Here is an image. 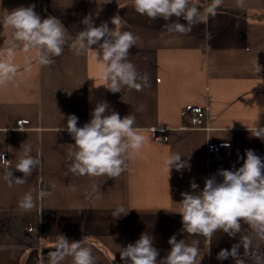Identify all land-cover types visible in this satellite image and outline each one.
<instances>
[{
	"label": "crops",
	"instance_id": "obj_1",
	"mask_svg": "<svg viewBox=\"0 0 264 264\" xmlns=\"http://www.w3.org/2000/svg\"><path fill=\"white\" fill-rule=\"evenodd\" d=\"M189 2L201 14L191 31L181 34L164 28L178 18L150 20L135 11L133 0H0V21L17 8L34 5L42 20L56 17L73 39L84 30L86 17L95 27L107 23L110 30L131 32L136 43L128 60L148 76L141 91L124 87L112 93L100 85L90 56L75 54L72 40L62 55L52 57L50 66H40L34 53L17 49L13 61L17 74L0 86V154L7 159L6 165L0 164V264H49L48 253L60 234L89 247L96 264H124L118 247L134 243L142 233L153 237L157 264L170 251L173 235L177 241L199 240L201 253L207 251L205 237L183 231L178 203L181 193L193 191L191 182L198 185V192L206 178L215 175L222 180L218 170L241 167L246 150L264 162V140L249 131L256 118V126L264 127V0H245L243 7L237 0H223L214 15L204 12L212 0ZM114 17L121 21L117 26L111 23ZM178 22L184 23L182 18ZM9 35L0 23V48ZM100 102L108 105L105 115L112 111L121 118L133 115L134 127L147 138L118 177L70 171L68 153L74 150V141L66 131L67 117H78L81 127ZM192 108L203 112L200 126L194 123ZM217 143H229L231 157L208 161L207 146ZM26 146L32 156L40 150L41 163L26 183L9 186L3 177L12 169L13 177L22 178L15 165ZM169 152L180 153L188 167L172 168L167 177L162 162ZM37 189L50 195L31 211L19 208L18 201L30 191L35 198ZM119 206L128 211L114 218ZM241 223V234L248 233V225ZM238 239L239 234L230 238L217 231L201 264H235L216 256ZM257 243L264 254V242L254 240L252 251H257ZM244 259L245 264H254L250 257ZM62 264H72L71 258Z\"/></svg>",
	"mask_w": 264,
	"mask_h": 264
},
{
	"label": "clouds",
	"instance_id": "obj_2",
	"mask_svg": "<svg viewBox=\"0 0 264 264\" xmlns=\"http://www.w3.org/2000/svg\"><path fill=\"white\" fill-rule=\"evenodd\" d=\"M222 3L223 0H212L204 12L214 15ZM244 3L245 0H237L238 7H243ZM34 7L30 5L17 8L0 21L10 33L6 45L0 48V86L14 79L17 74L18 66L13 62L17 49L22 47L24 53H34L40 66H50L53 63L52 57L62 55L68 40H72L71 48L76 55L87 54L95 62L98 79L102 81L100 85H104L110 92H121L124 87L141 91L148 85L147 74L138 73L135 65L128 60L129 49L136 43V37L131 32L110 30L107 23L95 27L86 17L82 21L84 30L73 39L59 19L48 16L42 20ZM133 7L138 14L153 21L157 18L165 21L173 17L182 18L184 23L177 19L164 25L169 32L181 34L190 32L191 26L201 14L196 4L190 6L189 0H133ZM111 23L117 26L121 21L114 17ZM28 70H31L30 63ZM107 110V103H98L91 112L90 121L81 127L77 126L78 117H67L66 131L74 141V150L68 153L72 158V173L79 176L118 177L125 171L130 155L139 154L142 150L147 138L134 127L135 117L129 114L121 118L115 111L105 115ZM256 120L249 131L252 136L264 140V127H257ZM63 130L65 129L58 128L57 131ZM40 155V150L37 149L36 155L32 156L31 148L26 146L15 165V169L23 174L22 178L13 177L12 169H9L3 179L9 186L13 183H26V178L40 165ZM6 163L7 159L0 154V164ZM162 164L167 177L172 168L180 171L188 167L185 161H181V154L178 152H169ZM262 170L264 162L261 157L252 150H246L241 167L234 171L218 170L217 175L222 177L219 182L215 175L210 176L205 179L203 189L198 192V185L191 182L190 188L193 191L181 193L178 213L183 231L189 236L205 237L209 242L208 249L201 253L199 240L193 239L190 243L186 239L177 241L173 235L168 240L170 251L159 264H201L204 254H210L209 245L217 231L230 238H236L239 234L238 242L230 249H221L216 256L217 260L231 258L235 264H245L244 257L247 256L253 259L254 264H264V254L258 251L259 243L256 244L257 251H252L254 240L264 242ZM36 191L35 198L31 191L26 193L18 201V207L31 211L38 200L50 195L43 189ZM127 211L119 206L113 211V217L119 218ZM242 221L250 229L246 234H241ZM118 251L124 264H157L159 255L158 250L153 247V237L148 233H142L134 243L118 247ZM48 256L49 264H62L68 258H71L72 264H96L89 247L83 246L79 240L69 241L62 234L57 236L55 248ZM114 260L113 254L112 261Z\"/></svg>",
	"mask_w": 264,
	"mask_h": 264
},
{
	"label": "built area",
	"instance_id": "obj_3",
	"mask_svg": "<svg viewBox=\"0 0 264 264\" xmlns=\"http://www.w3.org/2000/svg\"><path fill=\"white\" fill-rule=\"evenodd\" d=\"M191 114L194 117V123L197 126L202 124L203 112L200 108H192ZM19 126H22V122H18ZM163 139L158 137L157 140ZM166 138H164L165 140ZM227 145V146H225ZM208 161H224L231 157V145L229 143H217L209 144L207 146Z\"/></svg>",
	"mask_w": 264,
	"mask_h": 264
},
{
	"label": "water",
	"instance_id": "obj_4",
	"mask_svg": "<svg viewBox=\"0 0 264 264\" xmlns=\"http://www.w3.org/2000/svg\"><path fill=\"white\" fill-rule=\"evenodd\" d=\"M48 251H50V250H44L43 253H47ZM51 251H52V250H51Z\"/></svg>",
	"mask_w": 264,
	"mask_h": 264
}]
</instances>
